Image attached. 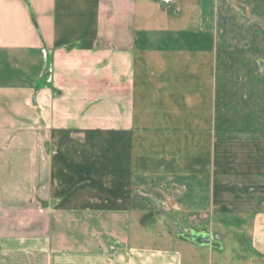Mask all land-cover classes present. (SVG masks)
Returning <instances> with one entry per match:
<instances>
[{"label":"crops","instance_id":"crops-1","mask_svg":"<svg viewBox=\"0 0 264 264\" xmlns=\"http://www.w3.org/2000/svg\"><path fill=\"white\" fill-rule=\"evenodd\" d=\"M263 61L264 0H0V264H185L160 201L264 256Z\"/></svg>","mask_w":264,"mask_h":264},{"label":"rangeland","instance_id":"rangeland-1","mask_svg":"<svg viewBox=\"0 0 264 264\" xmlns=\"http://www.w3.org/2000/svg\"><path fill=\"white\" fill-rule=\"evenodd\" d=\"M261 63L264 65V61ZM145 193L151 194V192L146 191ZM160 193L162 194L163 192ZM165 197L166 195L163 198ZM167 198L169 197L167 196ZM169 200L173 199L169 198ZM162 202L160 201V206L157 207V210L145 212L143 221L149 222L153 217L157 216L159 220L154 224L150 223V225L153 227L157 226L164 235L172 231L180 239L184 238L185 235L187 236L189 231L192 234H196L191 238L192 242H184L177 239L178 242H181L180 247L184 248L185 264H264V256H261L260 248L254 243L253 236L251 237L248 234V231L256 226L252 220L249 223H237L234 221L235 218L227 214L214 216L213 213H209L208 217L204 218L202 222H193L188 225L185 222L187 215L183 207L171 205L172 203L168 201L169 204ZM217 216L226 218L229 221L218 222L215 218ZM187 220L188 217L186 218ZM241 226L244 227L241 228ZM184 233L186 234L184 235ZM216 233L221 237L222 248L218 247L219 241H217L218 243L213 241L216 238ZM207 237L210 238V242L203 241ZM255 241L262 242L263 240L257 239ZM159 242L160 244L164 243L163 241Z\"/></svg>","mask_w":264,"mask_h":264},{"label":"water","instance_id":"water-1","mask_svg":"<svg viewBox=\"0 0 264 264\" xmlns=\"http://www.w3.org/2000/svg\"><path fill=\"white\" fill-rule=\"evenodd\" d=\"M203 241H204V242H210V238L207 237V238L203 239Z\"/></svg>","mask_w":264,"mask_h":264},{"label":"built area","instance_id":"built-area-1","mask_svg":"<svg viewBox=\"0 0 264 264\" xmlns=\"http://www.w3.org/2000/svg\"><path fill=\"white\" fill-rule=\"evenodd\" d=\"M164 2H169L170 0H163Z\"/></svg>","mask_w":264,"mask_h":264}]
</instances>
